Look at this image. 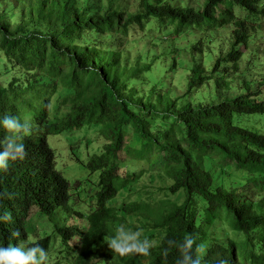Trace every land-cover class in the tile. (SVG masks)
Returning a JSON list of instances; mask_svg holds the SVG:
<instances>
[{
    "label": "trees",
    "instance_id": "trees-1",
    "mask_svg": "<svg viewBox=\"0 0 264 264\" xmlns=\"http://www.w3.org/2000/svg\"><path fill=\"white\" fill-rule=\"evenodd\" d=\"M11 1L19 7V20L10 24L13 14L0 11V52L25 81L17 85L11 72L0 78V116L20 118L32 113L37 130L23 139L26 157L0 172V214L8 212L12 217L0 223V244L26 243L36 232L31 220L35 213L53 224L65 245L78 239L74 264H176L180 251L167 241L179 243L186 234L194 237L193 254L202 264H264V196L254 203L222 183L215 185V175L206 165L212 155L230 161L237 172L250 177L258 193L264 194V134L236 126L233 121L235 114L264 115V100L259 99L264 79L256 91L247 86L244 93L230 96L225 67L221 70L219 61L213 68L198 61L181 96L166 101L158 94L156 103L145 102L128 82L138 80V74L151 66L141 55L133 67L126 66L121 50L105 45L106 39L125 38L129 28L142 30L152 21L175 23L180 29L231 23L234 40L228 62L237 70L242 56L239 46L248 42L250 24L235 15L234 6L257 15L260 0H202L197 8L172 5L168 0H137L133 9L106 0L105 11L95 15L79 8L77 0ZM220 6L225 9L218 13ZM28 75H35V79L29 80ZM58 85L65 110L48 119L50 97ZM207 88L210 99L203 93ZM183 97L186 101L179 104ZM170 119L182 128L188 149L175 138V131L166 127ZM126 126L146 144L156 145L163 170L173 182L167 190L172 195L182 192L181 204L167 198L126 203L122 208L110 205L126 186L119 176ZM83 127H99L108 143L85 166L91 174L99 173L96 208L86 217V227L67 226L68 219L76 221L71 216L70 183L56 170L47 137ZM7 135L0 129V139ZM222 216L233 232L244 236L243 242L211 239L209 231ZM127 217L163 232L149 255L120 256L108 247L117 224ZM17 229L21 237L11 235ZM36 243L48 250L52 238L46 236Z\"/></svg>",
    "mask_w": 264,
    "mask_h": 264
},
{
    "label": "rangeland",
    "instance_id": "rangeland-1",
    "mask_svg": "<svg viewBox=\"0 0 264 264\" xmlns=\"http://www.w3.org/2000/svg\"><path fill=\"white\" fill-rule=\"evenodd\" d=\"M168 1L172 5H189L195 8L202 3V0ZM77 2L79 8L91 15L102 14L107 5L106 0H77ZM136 3L137 0H115L114 5L133 9ZM224 7L220 6L218 13L224 10ZM259 9L260 13L254 15L241 6H234L235 15L246 19L250 24L249 40L246 44L239 46L242 56L237 70L232 68V63L228 62V53L234 40L232 35L234 26L231 23L220 27L204 24L201 27L185 26L180 29L175 23L152 21L142 30L137 26L129 28L125 38L106 39L105 45L114 50H121L122 63L126 66L133 67L136 64L137 55H141L143 61L151 66L149 71L138 74V80L132 78L128 82L134 92L139 93L145 102L156 103L158 94L162 95L166 101L181 96L185 92L193 65L198 61H205L206 65L212 68L219 61L220 69L225 67L227 73L225 82L229 83V89L226 92L231 94L230 96H236L244 93L247 86L252 91H256L258 83L264 79V0H260ZM2 10H5L7 15L13 14V17L9 19L10 24L19 20L20 10L13 1L0 0V11ZM63 68L67 70L66 67ZM8 72H11L13 78H17V85L24 83L25 76L11 69L0 52V78ZM28 76L29 80L35 79V75L34 77ZM207 91L210 92L207 88L203 90V93L210 99V93ZM261 92L259 99L264 100V87ZM63 97L61 86L58 85L55 93L50 97L48 119H51L55 113H64ZM199 98L201 99L202 96ZM184 101H186L185 97L181 98L178 103L181 104ZM20 118H28L32 125V132H36L37 125L32 113L21 114ZM233 121L236 126L264 134V115L240 116L235 114ZM167 125L168 129L175 131V138L181 141L185 149H188L189 146L182 139V128L172 119ZM157 128L158 126H155L154 131ZM125 130L124 146L119 157V176L125 181L126 186L119 191L110 205L122 208L126 203L154 202L167 198L181 204L184 201L183 193L172 195L167 190L173 182L168 179L163 170L156 145L146 144L130 126H126ZM107 141V137L103 135L99 127H83L47 137V143L55 154V168L70 183L71 216L73 215L76 221L68 219L67 226L74 223L86 227V217L96 208L99 173L91 174L85 166L93 156L100 155L104 151ZM212 156L211 163L206 165L215 175V185L222 183L227 190H235L254 203L262 199L264 194L258 193L253 188L247 174L237 172L230 161H222L217 156ZM203 208V203H200L198 209L202 211ZM78 213L82 215L81 219L75 215ZM221 218L223 219V216ZM31 220L35 223L36 232L29 236L27 242L22 243L21 246L31 245L50 236L52 243L47 250L48 264H74V258L79 252L78 239H73L67 246L54 231L53 224L47 218L32 213ZM61 221H64L63 217ZM117 226L140 231L141 238H147L152 242V246H158L164 235L162 231L147 228L143 221L139 222L135 218L127 217L125 222ZM209 235L211 239L215 238L220 242L231 240L240 243L245 239L243 235L233 232L225 219L217 221L210 229ZM205 249L206 247L202 248V250Z\"/></svg>",
    "mask_w": 264,
    "mask_h": 264
},
{
    "label": "clouds",
    "instance_id": "clouds-1",
    "mask_svg": "<svg viewBox=\"0 0 264 264\" xmlns=\"http://www.w3.org/2000/svg\"><path fill=\"white\" fill-rule=\"evenodd\" d=\"M0 129L8 135L0 139V172L7 171L12 162L23 160L27 151L23 139L32 132V125L28 118L21 119L14 115L0 116ZM11 214H0V223L11 221ZM13 237H21L20 230H14ZM169 245H174L180 255L176 264H202L201 258L193 254L194 237L186 234L182 241L168 240ZM108 247L120 256L128 254H150L152 242L147 238H141L140 231H132L120 226L111 238ZM47 250L39 243L31 245L0 244V264H48ZM223 264V262H221Z\"/></svg>",
    "mask_w": 264,
    "mask_h": 264
}]
</instances>
